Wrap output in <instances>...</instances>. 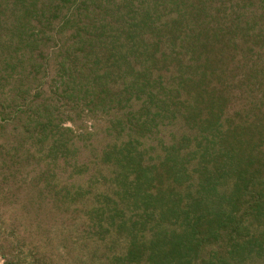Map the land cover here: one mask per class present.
Here are the masks:
<instances>
[{"label":"trees","instance_id":"trees-1","mask_svg":"<svg viewBox=\"0 0 264 264\" xmlns=\"http://www.w3.org/2000/svg\"><path fill=\"white\" fill-rule=\"evenodd\" d=\"M0 177L72 264H264V0H0Z\"/></svg>","mask_w":264,"mask_h":264},{"label":"rangeland","instance_id":"rangeland-1","mask_svg":"<svg viewBox=\"0 0 264 264\" xmlns=\"http://www.w3.org/2000/svg\"><path fill=\"white\" fill-rule=\"evenodd\" d=\"M1 181L0 177V183ZM10 186H12L11 183L5 186L0 185V264H3L9 256L21 259L28 264L31 263L30 254L33 257L45 254L51 264H72L76 250L73 249L71 253H68L67 246L69 245L61 244L50 234L53 227H61V220H55V216H50L42 220L41 229L37 230L28 217H23L21 204L12 206L8 201V204L4 205L6 197L9 198L8 188ZM24 195L23 193L21 199H24ZM70 224L71 221L65 218L61 230ZM48 239L51 242H48Z\"/></svg>","mask_w":264,"mask_h":264}]
</instances>
